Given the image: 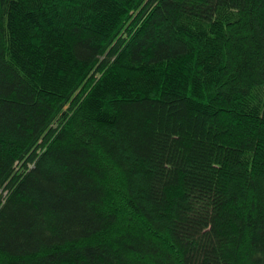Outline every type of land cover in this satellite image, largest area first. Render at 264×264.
<instances>
[{
  "label": "trees",
  "instance_id": "trees-1",
  "mask_svg": "<svg viewBox=\"0 0 264 264\" xmlns=\"http://www.w3.org/2000/svg\"><path fill=\"white\" fill-rule=\"evenodd\" d=\"M0 264H264V0H0Z\"/></svg>",
  "mask_w": 264,
  "mask_h": 264
}]
</instances>
